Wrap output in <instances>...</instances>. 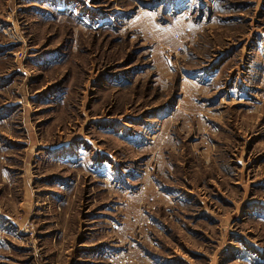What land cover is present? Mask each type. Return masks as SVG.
Returning a JSON list of instances; mask_svg holds the SVG:
<instances>
[{"label": "rangeland", "instance_id": "1", "mask_svg": "<svg viewBox=\"0 0 264 264\" xmlns=\"http://www.w3.org/2000/svg\"><path fill=\"white\" fill-rule=\"evenodd\" d=\"M262 76L264 0H0V264H264Z\"/></svg>", "mask_w": 264, "mask_h": 264}, {"label": "crops", "instance_id": "2", "mask_svg": "<svg viewBox=\"0 0 264 264\" xmlns=\"http://www.w3.org/2000/svg\"><path fill=\"white\" fill-rule=\"evenodd\" d=\"M261 72L263 73V69H261ZM248 74H249V73H248ZM261 82H264V81H263V76H262V79L260 80V85L263 84V83L261 84Z\"/></svg>", "mask_w": 264, "mask_h": 264}]
</instances>
